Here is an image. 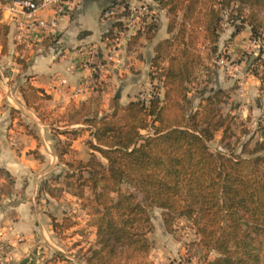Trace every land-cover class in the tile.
I'll return each mask as SVG.
<instances>
[{
	"label": "trees",
	"instance_id": "1",
	"mask_svg": "<svg viewBox=\"0 0 264 264\" xmlns=\"http://www.w3.org/2000/svg\"><path fill=\"white\" fill-rule=\"evenodd\" d=\"M159 3L169 18L170 37L155 47L152 67L161 73L164 97L126 105L114 98L109 111H99L91 98L61 117L66 129L60 134L74 138L59 142L60 162L79 132L90 134L89 160L66 164L67 191L81 201L96 229L87 264H154L148 259L153 209L162 211L168 229L178 219L191 224L203 253L216 256L205 264H264V147L258 144L242 155L213 152L209 144L218 133L225 148L235 137L233 117L222 112L230 96L222 89H211L209 96L201 94L195 107L189 87L203 64L200 44L209 53L218 50L224 12L233 5L239 16L248 11L240 17L258 37L264 29V0ZM6 4L0 0L2 53L7 52L10 33L3 17ZM120 19L115 17V27ZM143 35L132 37L130 49ZM145 36L152 40L155 32L147 31ZM252 72L264 92L262 58L256 59ZM21 94L38 114L40 102L51 100L33 87L22 88ZM76 125L82 127L71 129ZM123 186L131 191L123 192ZM53 226L57 232L64 224L53 218Z\"/></svg>",
	"mask_w": 264,
	"mask_h": 264
},
{
	"label": "crops",
	"instance_id": "2",
	"mask_svg": "<svg viewBox=\"0 0 264 264\" xmlns=\"http://www.w3.org/2000/svg\"><path fill=\"white\" fill-rule=\"evenodd\" d=\"M5 1L9 4L16 0ZM139 1L129 3L132 6L139 4ZM150 1L160 19V26L154 31L152 40L141 38L139 43L140 54L150 51L148 54L153 59L155 47L170 35L166 10L157 1ZM114 2L116 0H69L65 2L62 13H58L55 6L38 11L34 20L48 26L43 29L27 28L21 41H18L17 36L18 25L24 21L23 17L7 19V14L3 15L10 33L7 52L2 53L0 50V98H8L12 103L6 105L3 102L0 107V171H6L16 182V186L10 189L3 184L4 179H1L0 184V245L7 248L2 256L4 264H84L74 255L76 249H81L82 246L66 251L65 242L54 229L53 218L61 216L63 219L67 215L62 214V207L57 202L53 203L55 199L48 192L44 193L40 185L60 160L52 146V140L45 136V129L48 127L40 123L32 112L33 109L26 105L21 89L33 87L43 90L51 97V108L65 114L71 105H79L93 98L99 80L108 77L109 81L114 80L117 76L107 71L110 61L115 59L108 55V41L109 34L115 32L116 27L114 19L105 16L106 10ZM124 43L130 49L127 39ZM90 47H96L98 54L99 51L104 54L103 60L106 63L100 62L98 57L96 65L102 72L101 79L95 76L96 67L91 71L81 66L82 52ZM121 64L123 69V63L119 67ZM143 64L138 60L136 67L140 69ZM24 118L38 128L40 136H43V144L40 145L42 142L39 143L26 132L27 123L24 127L21 126L24 121L18 124L19 119ZM81 127L76 125L71 129ZM53 128L50 127L49 130L55 132ZM79 137L80 135L77 139ZM76 143L74 140V144ZM35 150L44 158L42 161L30 154V151ZM44 194L46 200H38V196ZM62 219H56V222L63 224ZM77 228L75 225L66 230V233ZM92 231V242H95L96 229ZM75 237L78 235H72L71 239L75 240ZM90 246L91 244L88 248ZM88 248L83 249V252ZM54 255L60 258L51 262Z\"/></svg>",
	"mask_w": 264,
	"mask_h": 264
},
{
	"label": "rangeland",
	"instance_id": "3",
	"mask_svg": "<svg viewBox=\"0 0 264 264\" xmlns=\"http://www.w3.org/2000/svg\"><path fill=\"white\" fill-rule=\"evenodd\" d=\"M131 1L134 2L135 0H116L109 9L116 8L118 10V18L128 16L130 14ZM143 1L145 0L141 2ZM146 1L151 3L148 6L150 15L143 17L141 30L138 32H127L124 24L120 23L116 28L122 33L112 32L109 34L110 39L113 40V45L108 47L111 49V53L108 52V55L114 56L116 60L110 61L111 65L107 68V71L111 72V75L119 77V79L115 77L114 80L109 81L110 77H108L97 82L93 100L94 107L99 111H109L119 90H121V98L118 99L120 105H124L130 100L149 102L156 95L161 98L164 97L165 89L160 76L161 73L152 67L153 59L148 54L150 51L147 50L149 52L140 54V43L133 49H129L127 43H124L125 39L130 42L132 37L140 32L144 33L142 38L146 39L145 34H147V31H156L155 29L160 26V19L154 12L153 2L150 0ZM155 1L160 5L159 0ZM126 6L129 8L126 9ZM123 8L125 11H123ZM246 13L248 11L240 14V16L246 17ZM240 16L236 5L224 12L218 50L215 53H209L203 47V44H200L203 64L199 68L196 78L189 86L191 89L190 97H193V105L195 107L201 101V94L206 92L205 95L209 96L211 89H222L229 94L230 99L222 106V112L224 115L233 117L235 137L231 140L230 148H225L221 142L222 133L220 132L216 135V139L209 144V147L213 152L221 151L235 155H242L243 151L245 153L252 151L258 144L264 147V92L260 91L261 81L252 72L256 65V59L260 57L264 60V29L260 30L258 37L253 36L252 27L249 23L243 22V18ZM154 25L157 26L154 27ZM98 57L101 59L100 62L106 63L103 60L104 54L102 51H99ZM138 60L144 62V66L140 69L136 67ZM120 63H123V69L122 64L119 67ZM262 70V68H259V71ZM144 71L147 73L144 74ZM95 76L102 78V72L99 71L97 66ZM136 86L138 87L136 88ZM3 102L6 105L12 103L8 98H0V107ZM72 107L73 105H71L70 109ZM32 112L40 123L48 127L45 129V136L48 140H52V146L57 153L61 150L60 141L66 142L68 141L67 139L74 138L60 134L61 131L57 128L63 127L60 121L65 114H60L57 109H52L50 101L44 100L40 102L39 114L35 109ZM19 123H23L22 127L27 126V123L26 132L39 143L42 142L40 145L43 144V136H40L38 128L29 119H19ZM50 127H54L55 132H51L49 130ZM39 129L42 130V128ZM79 135L80 137L77 139ZM89 139V132L86 130L79 132L75 138L77 143L74 144V140L71 143L73 148L70 149V153L52 169V172L46 176L40 185L44 193L48 192L55 199L53 203L57 202L62 207V214L67 215L63 219L61 216L56 218L63 220L64 226L57 231V234L65 242L64 249L66 251L74 250L77 246H82L81 249H76L74 255L84 264H87L88 251L95 247V242H92V239H94L92 229L94 228L87 212L82 209L81 201L69 193L66 194L68 192L66 174L70 171L66 164L89 160L90 150L87 145ZM30 154L38 161L44 159L38 150L30 151ZM243 155L244 157L247 156L246 154ZM1 179L5 180L3 184L8 189L14 187V185L16 186L14 178L4 170L0 171V184ZM122 190L126 193L131 191L127 186H123ZM87 195L90 196L88 190ZM39 199L42 201L46 200V195L38 196ZM151 216L153 229L149 235L151 241V250L148 255L149 261L154 264H205L206 260L213 261L215 259V254L206 256L203 253L199 246L200 237L187 220L178 219L174 222L172 228L168 229L163 222L161 210L153 209ZM67 225H71V228L77 225L78 228L69 230L66 233V230L70 229L67 228ZM74 234L78 235L75 240L71 239ZM90 244L91 246L88 248ZM0 246H3L0 248L3 249L4 253L7 248L3 244ZM85 248L88 249L83 252ZM3 253L1 256H3ZM59 258L58 255H54L50 261L53 262Z\"/></svg>",
	"mask_w": 264,
	"mask_h": 264
},
{
	"label": "built area",
	"instance_id": "4",
	"mask_svg": "<svg viewBox=\"0 0 264 264\" xmlns=\"http://www.w3.org/2000/svg\"><path fill=\"white\" fill-rule=\"evenodd\" d=\"M65 2L66 1H62V0H41L40 2H36L34 0H16L9 4H6L4 8V14H7V19L23 17L24 21L20 22L18 25L19 34L17 36L18 41H21L23 39L24 31L27 28L40 27L43 29L48 26L44 22L38 23L34 20L35 14L38 11L49 9L50 7L55 6L57 12L62 13L64 10ZM149 5H151V3L145 0L143 2H140L139 4H135L131 6L130 14L128 16H123L118 21L124 24V28L127 32H138L139 30H141V23L143 17H147L150 15V11L148 8ZM123 11H125L124 8ZM117 15H118V10H116V8L107 9L105 12V16L114 19V21ZM115 32L122 33L118 30V28L115 29ZM112 45H113V40L110 39L108 41V46H112ZM110 53H111V49H110ZM97 63H98V49L96 47H90L82 52L81 66L84 69H89L93 71ZM2 253H3V249L0 248V264H4L1 256Z\"/></svg>",
	"mask_w": 264,
	"mask_h": 264
},
{
	"label": "water",
	"instance_id": "5",
	"mask_svg": "<svg viewBox=\"0 0 264 264\" xmlns=\"http://www.w3.org/2000/svg\"><path fill=\"white\" fill-rule=\"evenodd\" d=\"M116 98H117V99H120V98H121V90H119V91L117 92V94H116Z\"/></svg>",
	"mask_w": 264,
	"mask_h": 264
}]
</instances>
